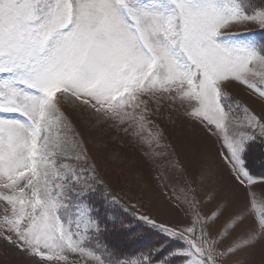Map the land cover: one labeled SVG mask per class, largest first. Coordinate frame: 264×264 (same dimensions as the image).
I'll return each mask as SVG.
<instances>
[{
  "label": "snow or ice",
  "instance_id": "snow-or-ice-1",
  "mask_svg": "<svg viewBox=\"0 0 264 264\" xmlns=\"http://www.w3.org/2000/svg\"><path fill=\"white\" fill-rule=\"evenodd\" d=\"M164 114L220 168L191 174ZM81 127L143 150L166 219L108 191ZM257 144L264 0H0V245L29 264H246L264 247Z\"/></svg>",
  "mask_w": 264,
  "mask_h": 264
},
{
  "label": "rangeland",
  "instance_id": "rangeland-1",
  "mask_svg": "<svg viewBox=\"0 0 264 264\" xmlns=\"http://www.w3.org/2000/svg\"><path fill=\"white\" fill-rule=\"evenodd\" d=\"M247 30L249 29H241V31ZM232 95L237 99H247L244 93L235 89L232 90ZM69 116L71 118L70 113ZM76 123L79 124V121ZM159 123L164 129L167 141L191 174L195 175L201 169L210 166L220 168L219 161L215 157L214 141L191 120L183 115H174L169 120L167 114H164ZM79 131L84 134L86 141H91L90 155L99 164V173L108 191L125 204L136 203L141 211H146L158 219H166L167 217L159 216L155 211L154 205L162 199V193L155 186L151 166L145 160L143 150L106 127L91 132L81 127ZM253 152L259 156L264 153V146L257 144ZM255 166L259 169V160L256 161ZM222 175L227 183V172L222 171ZM213 186L209 185V187ZM211 207H214V204ZM239 210L238 205L234 202L230 203L226 215ZM29 261L28 257L18 256L16 250L6 249L0 245V264H29ZM246 264H264V247L257 246L250 252Z\"/></svg>",
  "mask_w": 264,
  "mask_h": 264
},
{
  "label": "trees",
  "instance_id": "trees-1",
  "mask_svg": "<svg viewBox=\"0 0 264 264\" xmlns=\"http://www.w3.org/2000/svg\"><path fill=\"white\" fill-rule=\"evenodd\" d=\"M261 2V0H257V3Z\"/></svg>",
  "mask_w": 264,
  "mask_h": 264
}]
</instances>
